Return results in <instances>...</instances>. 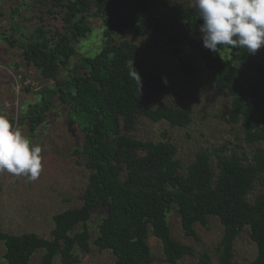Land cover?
Listing matches in <instances>:
<instances>
[{
    "label": "trees",
    "instance_id": "obj_1",
    "mask_svg": "<svg viewBox=\"0 0 264 264\" xmlns=\"http://www.w3.org/2000/svg\"><path fill=\"white\" fill-rule=\"evenodd\" d=\"M42 2L51 14L61 13V18L55 17L62 26L38 28L39 38L23 43V55L27 65L35 66L46 79L55 81L53 89L43 90L42 100L47 109L54 100L58 101L67 112L69 123L82 131L80 153L89 177L82 206L53 216L51 239L33 232L0 230L8 263L29 264L42 249V264H54L57 255H61L62 264H77L74 249L78 246L90 250L88 222L96 209L105 207L94 243L101 250L113 251V264H151L150 232L161 240L168 263L178 264L184 257L195 255L192 246L173 237L168 214L174 209L180 214L186 234L193 237L197 223L208 224L211 215L220 218L224 234L217 248L218 264H238L234 243L246 227L258 247L250 264H264V190L253 201L248 199L257 181L264 184V152L257 151L252 162L247 163L223 146L201 149L184 167L177 157L178 146L171 140L144 141L133 137L131 133L142 116L181 127L191 123L192 116L189 109L171 104L152 106L144 99L143 86L161 90L167 87L162 77L149 70L140 71L133 63L139 50L128 35H149L155 42L163 40L190 82L199 74L188 47L195 49L211 71L216 89L232 95L227 120L241 124L249 143L264 140V63L243 48L218 46L217 52L205 48L198 9L183 0ZM56 8L60 9L56 12ZM91 16L104 23L102 46L70 68L68 77H62L61 68L78 53V44L91 30ZM7 39L15 44V39ZM134 67L141 80L129 75ZM42 120L34 113L21 116L23 123L31 125ZM80 225L82 228L77 230ZM192 264L213 263L206 252Z\"/></svg>",
    "mask_w": 264,
    "mask_h": 264
},
{
    "label": "rangeland",
    "instance_id": "obj_2",
    "mask_svg": "<svg viewBox=\"0 0 264 264\" xmlns=\"http://www.w3.org/2000/svg\"><path fill=\"white\" fill-rule=\"evenodd\" d=\"M193 4V0H183ZM42 0H0V107L33 145L41 148L42 168L36 180L28 176L0 171V230L21 234L33 232L41 237L52 238L53 216L68 208L80 207L82 195L88 184L89 170L82 159L80 149L84 135L77 125H71L68 114L58 101L45 108L43 90L53 89L56 83L46 79L39 69L27 65L23 43L39 38L38 28H61V13L51 14L44 8ZM60 8H56L59 10ZM55 12V11H54ZM91 30L77 46L78 53L69 64L61 68V76L68 77L70 68L82 61L84 56L94 55L102 46L104 23L101 18L90 17ZM15 39V44L7 38ZM119 37V36H118ZM120 38V37H119ZM128 39L138 45L135 63L140 71H152L164 80L166 89L143 86L142 95L152 106L171 104L191 111L192 121L188 125L174 126L166 120L152 121L140 117L131 135L144 141L171 140L178 146L177 157L184 167L194 159L201 149L212 150L221 146L228 153L236 152L247 163H251L257 151L264 152V140L249 143L240 123L227 120L230 116L232 95L229 91L216 89L211 71L199 53L188 47V51L199 69L198 77L187 81L180 71L178 61L169 53L164 41H153L149 35L129 34ZM225 52H222L224 55ZM228 54V52L226 53ZM256 59L264 63V46L255 53ZM45 108V109H43ZM34 113L42 121L31 125L23 123L21 116ZM215 167L214 161L212 162ZM264 179V174L262 175ZM264 190L261 181L255 183L248 195L253 201ZM106 208L96 209L88 226L91 232L88 251L76 247L77 264H113L115 254L110 249L101 250L95 243ZM172 234L179 242L190 245L195 255L186 256L178 264H192L209 253L213 264H218L217 248L224 234V225L217 216H209L208 224L195 225L196 237L186 234L179 212L168 214ZM82 225L77 227L80 230ZM151 264H170L166 261L163 244L150 232ZM6 246L0 241V264H9L5 258ZM258 247L246 227L234 243V259L238 264H250L257 256ZM44 250H38L29 264H42ZM54 264H62L57 255Z\"/></svg>",
    "mask_w": 264,
    "mask_h": 264
},
{
    "label": "clouds",
    "instance_id": "obj_3",
    "mask_svg": "<svg viewBox=\"0 0 264 264\" xmlns=\"http://www.w3.org/2000/svg\"><path fill=\"white\" fill-rule=\"evenodd\" d=\"M202 24L203 46L217 52L218 46L246 49L255 54L264 46V0H193ZM129 75L141 76L134 67ZM41 148L0 112V171L36 180L42 168Z\"/></svg>",
    "mask_w": 264,
    "mask_h": 264
}]
</instances>
